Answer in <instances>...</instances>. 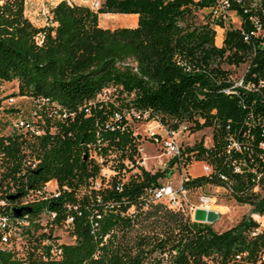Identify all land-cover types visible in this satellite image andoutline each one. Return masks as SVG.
Returning <instances> with one entry per match:
<instances>
[{
    "label": "trees",
    "instance_id": "obj_1",
    "mask_svg": "<svg viewBox=\"0 0 264 264\" xmlns=\"http://www.w3.org/2000/svg\"><path fill=\"white\" fill-rule=\"evenodd\" d=\"M23 2L0 0V80H14L16 93L40 102L41 112L53 106L68 115L53 120L56 130L39 139L41 161L28 181L35 185L54 177L68 190L27 206L29 223L23 229L41 226V209L49 230L69 214L72 240L59 243L58 258H43L34 241L42 233L32 230L31 248L23 256L0 251V264H264L258 259L264 220L256 230L258 222L242 214L219 230L148 198L146 188L164 172L137 161L138 134L126 117L145 112L146 119L170 127L183 121L190 130L209 126L211 143L198 139L183 145L181 158L202 160L210 170L185 172L182 186L221 185L250 211L264 212V85L250 82L251 75L236 85L207 66L224 48L251 49L240 30L226 27L224 47H215L214 26L221 21L201 10L209 0H101L96 10L58 0L49 8L51 22L40 26L24 15ZM98 12L136 13V24L103 27ZM251 62V71L264 76V48ZM106 90V98L97 97ZM69 117L74 119L67 134L62 123ZM96 137L116 149V163L106 176L93 156L79 151L83 141ZM1 138L0 179H5L13 158L11 145ZM232 140L239 150L229 146ZM174 160L168 158V165ZM96 177L98 186L92 185ZM11 194L9 202L17 199ZM132 229L138 230L131 234Z\"/></svg>",
    "mask_w": 264,
    "mask_h": 264
},
{
    "label": "built area",
    "instance_id": "obj_2",
    "mask_svg": "<svg viewBox=\"0 0 264 264\" xmlns=\"http://www.w3.org/2000/svg\"><path fill=\"white\" fill-rule=\"evenodd\" d=\"M210 3L207 6H203L201 10L208 11L209 14L221 21L220 24H215L214 28L224 25H229L232 22V17L237 19V28L241 32L243 40L251 43L250 52L253 54L257 49L264 48V20L261 19L260 14L264 17V0H209ZM96 3V0H94ZM233 25V24H231ZM236 27V26H233ZM233 84L242 85V78L237 81H233ZM251 85L245 83V86ZM32 99V98H31ZM8 101H13V96L7 97ZM34 102V112L27 118H15L10 123V128L0 131V137H2V143L4 146L11 145L10 157L11 159L8 166L13 169L5 179H0V251L10 250L16 256H23L28 248H31L30 244L32 238L30 237L31 231L34 229L31 225L29 232L23 229V226L29 223L27 212H22L19 215H15L12 212L13 207L30 206L35 202L42 201L54 196H57L61 190H68V186L65 184L58 185L57 180L54 177L48 178L39 184L29 185L31 171L38 166L41 161V148L39 139L45 131L53 132L56 130V124L53 120H61L67 117L65 110H59L56 107H48L44 112L40 111V102L32 99ZM137 117L139 112L131 111ZM42 116H41V115ZM46 114V116H45ZM128 114V113H127ZM114 117H118L115 113ZM44 118H47L49 124L46 125ZM139 118H145V112H143ZM146 119V118H145ZM149 120V119H146ZM156 122L157 126H160L164 133L158 136L156 130H148V136L151 141L156 142L164 155H169V158H175L172 164L186 167L191 161L184 162L182 160L181 147L176 141V135L185 127L183 122H180L176 127H170L160 123L156 119H151ZM159 130V129H158ZM136 134V132H133ZM7 136L9 138H7ZM144 138L142 135L140 138ZM11 140H15L14 143H10ZM149 140V139H148ZM264 142H260L263 146ZM229 146L239 150V144L232 140ZM138 159L137 161L144 165L145 155L143 154V144L139 142L137 145ZM168 160V159H167ZM202 173H207L210 170V166L202 161L201 163ZM235 170L238 167L235 166ZM109 172H101V175L106 176ZM2 172L0 171V176ZM187 175L183 173L177 186L168 182H160L146 188V194L151 200L161 201L171 209H179L184 213L192 216L195 209L201 208L204 210H218L214 208L216 198L208 193H199L196 198V202H188L185 197V193L191 190H200L202 187H196L193 189H187L182 186L181 182ZM92 185H99V178L96 177L92 180ZM215 187H222L221 185H212ZM257 186H254V189ZM16 193L17 199L12 202L7 201L6 195ZM182 194V197L180 196ZM182 198L184 199V206L182 205ZM217 205V204H216ZM49 216L55 215V210H47ZM45 209L39 211V222L41 226L36 228L34 235L40 234L41 237L34 239L37 243L38 254L43 258H58L61 254L60 242H70L72 238L68 235V228L72 216L67 214L61 223L52 224V229L45 225L44 214ZM259 213L256 212L255 215ZM253 217L258 226L256 230L260 228L263 220L255 216ZM30 225V224H29ZM238 257V254H236ZM259 260H264V251H261L258 255Z\"/></svg>",
    "mask_w": 264,
    "mask_h": 264
},
{
    "label": "rangeland",
    "instance_id": "obj_3",
    "mask_svg": "<svg viewBox=\"0 0 264 264\" xmlns=\"http://www.w3.org/2000/svg\"><path fill=\"white\" fill-rule=\"evenodd\" d=\"M58 0H24L23 13L24 15L35 25L40 26L47 24L50 21L49 8L54 5ZM70 3L87 5L90 9L96 10L101 0H67ZM123 13V14H112ZM134 15V16H132ZM136 18V13L128 12H98L97 23L103 27L113 28L115 26H133L122 25L123 22H130L131 19ZM237 19L232 17V22L229 25L215 27V35L213 44L215 47H224L223 38L226 27L237 28ZM129 24V23H126ZM233 24V25H231ZM238 29V28H237ZM254 54V53H253ZM250 50L241 49L236 47L224 48L222 52L215 55L213 58L208 59L207 66L212 68L218 78L229 79L232 82L237 81L245 75H251V79L254 85H264V76L259 74L257 70L251 71V59L253 55ZM251 71V72H250ZM252 84V85H253ZM109 95V90L97 95L98 98H106ZM13 96V101H8L7 97ZM34 112V102L31 97L16 93V83L14 80L4 81L0 80V131L10 128V123L15 118H27ZM86 112V111H85ZM41 115V114H40ZM43 115V114H42ZM41 115V116H42ZM46 116V114H45ZM127 119L130 122V126L138 134L140 138L142 135L144 138H140L143 144V154L145 155L144 166L147 169L155 170L160 169L164 172V175L158 180L160 182H168L177 186L183 173L187 172L190 176L198 175L202 173L201 163L202 160H193L186 167L180 165H168L167 159L169 155L162 153V148L156 143L150 140L148 136V130H156L158 136L164 133L160 126H157L156 122L145 118H131L129 114H126ZM46 125L49 124L47 118H44ZM74 117H69L62 123L67 134L72 132L69 127L70 122ZM185 127L176 135V141L182 147L188 145L194 141L201 139L202 143L209 145L211 143L210 127L204 126L196 130H190L187 127L186 122L183 121ZM159 129V130H158ZM149 139V140H148ZM101 143L103 145H98ZM106 146V147H105ZM114 145L108 146L106 141H98L96 137L94 141L86 140L80 145L79 151L85 156H93L99 164V172H111L113 166L117 160L116 149ZM105 152L106 160L103 159V153ZM126 162V159H123ZM259 189L258 187L255 188ZM208 193L215 196L216 204L214 208L216 212V218L210 223L216 229H223L236 222L242 214H248L255 216L259 220H264V212L255 215L256 212L250 211V205L248 203H238L228 193L226 188L215 187L211 184H206L200 190H191L185 193L187 198L186 203L196 202L197 195L199 193ZM182 197V194L180 193ZM184 199L182 198V205L184 206ZM192 219V216H190ZM138 229L130 230V233L137 232ZM165 255H163V260Z\"/></svg>",
    "mask_w": 264,
    "mask_h": 264
},
{
    "label": "water",
    "instance_id": "obj_4",
    "mask_svg": "<svg viewBox=\"0 0 264 264\" xmlns=\"http://www.w3.org/2000/svg\"><path fill=\"white\" fill-rule=\"evenodd\" d=\"M84 156V155H83ZM15 194H10L8 197H14ZM29 210L27 206L13 207L12 212L15 215H19L24 211ZM216 218V212L214 210H204L201 208L195 209L193 213V220L211 222Z\"/></svg>",
    "mask_w": 264,
    "mask_h": 264
},
{
    "label": "crops",
    "instance_id": "obj_5",
    "mask_svg": "<svg viewBox=\"0 0 264 264\" xmlns=\"http://www.w3.org/2000/svg\"><path fill=\"white\" fill-rule=\"evenodd\" d=\"M134 16V15H132ZM129 23V24H126ZM136 24V18H133L130 20V22H123L122 25H135Z\"/></svg>",
    "mask_w": 264,
    "mask_h": 264
}]
</instances>
